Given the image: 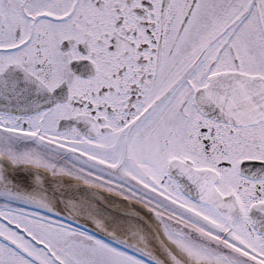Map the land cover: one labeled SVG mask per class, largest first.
Listing matches in <instances>:
<instances>
[{
  "label": "snow or ice",
  "instance_id": "1",
  "mask_svg": "<svg viewBox=\"0 0 264 264\" xmlns=\"http://www.w3.org/2000/svg\"><path fill=\"white\" fill-rule=\"evenodd\" d=\"M0 264H264V0H0Z\"/></svg>",
  "mask_w": 264,
  "mask_h": 264
}]
</instances>
